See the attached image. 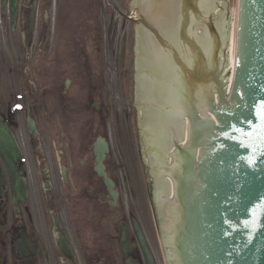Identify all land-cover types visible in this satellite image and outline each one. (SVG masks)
Returning a JSON list of instances; mask_svg holds the SVG:
<instances>
[{
    "label": "flooded vegetation",
    "instance_id": "obj_1",
    "mask_svg": "<svg viewBox=\"0 0 264 264\" xmlns=\"http://www.w3.org/2000/svg\"><path fill=\"white\" fill-rule=\"evenodd\" d=\"M3 1L0 125L22 159L13 179L0 153V264H124L121 229L135 241L152 194L117 72L133 17L116 0H17L13 25Z\"/></svg>",
    "mask_w": 264,
    "mask_h": 264
},
{
    "label": "water",
    "instance_id": "obj_2",
    "mask_svg": "<svg viewBox=\"0 0 264 264\" xmlns=\"http://www.w3.org/2000/svg\"><path fill=\"white\" fill-rule=\"evenodd\" d=\"M131 3L138 4L137 0ZM139 3L141 13L156 22L161 32L172 29L180 14V0H139ZM202 3L206 15L214 20V27L222 32L220 57L224 64L219 67H223V72L228 65L229 0H201L199 7ZM241 3L236 64L232 81L225 83L226 95L235 97L231 106H220L214 86L207 91L202 88L208 84L209 72L213 70L212 64L206 62L220 61L219 53L213 51L219 45L209 44L213 41L206 27L191 19L189 32L196 35L199 47L186 43L179 44L178 50L171 43L163 49L150 34L145 35L142 48L147 67L159 68L157 98L165 103L162 107L158 101L159 112L147 111L153 106L154 84L148 74L141 73L142 109L146 110L149 123L155 119L152 124L157 141L150 144L158 146L160 156L169 155L170 159L169 167L168 159L160 161L153 155V162L172 171L168 176L164 174L168 182L163 181L162 186L161 175L156 179L157 194L166 195L161 208L159 199L153 205L157 209L160 236L168 214L174 208L178 213L164 225L169 254L161 237L167 264H180L183 259V264H264V0H241ZM141 31L136 26L134 36ZM168 51L176 54L178 62L179 71L173 74L167 62ZM187 56L193 59L196 67L193 72ZM151 60L156 64H150ZM215 83L219 87V82ZM167 112L170 117L167 115L163 121L165 117L161 116ZM152 129L150 124L149 134ZM179 144L186 150L183 155L178 152ZM137 232L147 263L155 264L143 235L139 229ZM217 241L222 249L219 260L214 243ZM126 264L139 263L129 259Z\"/></svg>",
    "mask_w": 264,
    "mask_h": 264
},
{
    "label": "rangeland",
    "instance_id": "obj_3",
    "mask_svg": "<svg viewBox=\"0 0 264 264\" xmlns=\"http://www.w3.org/2000/svg\"><path fill=\"white\" fill-rule=\"evenodd\" d=\"M130 1V0H129ZM130 6H132V3L130 1ZM237 14L239 15V0H229V37H228V50H229V43H230V37L234 31V27L236 24V16ZM236 15V16H235ZM120 21V19H119ZM134 29L135 27L132 28H126V27H121V29L118 30L119 36H122L123 33L132 34L134 36ZM237 29V25H236ZM229 66L224 69L222 72V78L224 81H226L231 75V68H230V61L228 62ZM144 226H145V233H146V238L147 241L150 245V248L153 252V255L155 257L156 263L157 264H167L165 254H164V249L161 241V236L156 220V216L154 217V213L152 210H150L149 217L147 215L144 216Z\"/></svg>",
    "mask_w": 264,
    "mask_h": 264
},
{
    "label": "bare ground",
    "instance_id": "obj_4",
    "mask_svg": "<svg viewBox=\"0 0 264 264\" xmlns=\"http://www.w3.org/2000/svg\"><path fill=\"white\" fill-rule=\"evenodd\" d=\"M236 16V15H235ZM236 25H238V14L236 16V24L234 27V31L230 37V43H229V50H228V61H230V68H231V75H229L228 79L224 81L225 83H230L233 79L235 64H236V53H237V37H236ZM229 66V64H228Z\"/></svg>",
    "mask_w": 264,
    "mask_h": 264
}]
</instances>
